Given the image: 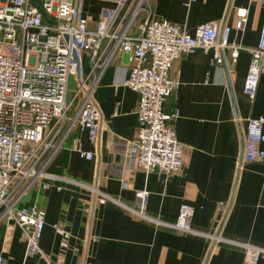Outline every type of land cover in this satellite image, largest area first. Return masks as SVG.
Listing matches in <instances>:
<instances>
[{
    "label": "crops",
    "instance_id": "0c3cea01",
    "mask_svg": "<svg viewBox=\"0 0 264 264\" xmlns=\"http://www.w3.org/2000/svg\"><path fill=\"white\" fill-rule=\"evenodd\" d=\"M187 2L149 0V13L187 34L208 22L230 27L231 38L242 51L234 64L228 59L226 66H213L211 55L201 51L173 62L169 77L176 88L163 113L176 114L173 129L184 146L182 171L163 175L130 169L128 154L135 141L139 98L123 85L130 63L128 56L119 55L94 95L102 118L98 141L90 144L81 135L82 149L93 158L85 160L63 149L47 173L95 186L133 209L135 193L144 190L145 213L163 222L173 223L179 207L187 204L194 209V230L214 231L223 239L264 249V161L235 166L242 158L247 120L264 118V74L253 101L243 94L248 50L255 48L264 26V0ZM115 7L116 0H82L79 13L92 28L101 14ZM239 9L247 11L242 30L236 29ZM83 61L87 66V59ZM25 201L45 213L39 254L26 256L21 232L3 224L0 264H242L238 248L155 227L110 203L94 205L91 194L74 184L56 183L48 190L35 187ZM220 203L225 204L221 212ZM258 264H264V257Z\"/></svg>",
    "mask_w": 264,
    "mask_h": 264
},
{
    "label": "built area",
    "instance_id": "2783aa9c",
    "mask_svg": "<svg viewBox=\"0 0 264 264\" xmlns=\"http://www.w3.org/2000/svg\"><path fill=\"white\" fill-rule=\"evenodd\" d=\"M81 1L0 0V226L18 229L25 255H38L45 213L27 206L25 198L35 187L48 190L56 183H68L87 190L94 205L110 203L155 227L203 238L213 245L227 244L242 251V264H258L264 257L263 248L223 239L214 231L194 230V209L187 204L179 207L173 223L163 222L145 213L148 193L144 190L135 193L133 209L95 186L47 173L63 149L85 160L93 158L82 149L81 135L90 144L98 141L102 118L94 95L119 55L128 56L130 63L123 85L139 98L135 141L128 154L130 169L146 174L181 172L184 146L173 129L176 114L163 113L164 103L176 88L169 77L173 62L201 51L211 55L213 66H226L228 59L234 64L242 51L231 38L230 27L219 28L215 22H208L187 34L167 21L152 19L149 0H116V7L101 14L89 28L79 13ZM34 3L49 22L43 20ZM246 14V9L236 12L237 30H242ZM248 52L243 94L253 101L259 77L264 74V26L257 45ZM70 78L76 88L68 99ZM263 127L262 117L247 120L242 158L235 162L237 169L264 161ZM218 207L221 212L225 204ZM54 228L67 238L63 230Z\"/></svg>",
    "mask_w": 264,
    "mask_h": 264
},
{
    "label": "rangeland",
    "instance_id": "374dc122",
    "mask_svg": "<svg viewBox=\"0 0 264 264\" xmlns=\"http://www.w3.org/2000/svg\"><path fill=\"white\" fill-rule=\"evenodd\" d=\"M76 88V82L73 78H70L69 82H68V99L71 98L74 90Z\"/></svg>",
    "mask_w": 264,
    "mask_h": 264
},
{
    "label": "water",
    "instance_id": "95a60500",
    "mask_svg": "<svg viewBox=\"0 0 264 264\" xmlns=\"http://www.w3.org/2000/svg\"><path fill=\"white\" fill-rule=\"evenodd\" d=\"M34 5L40 11L43 20H45L46 22H49V18L41 11L40 7L36 3H34Z\"/></svg>",
    "mask_w": 264,
    "mask_h": 264
}]
</instances>
